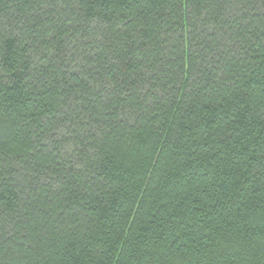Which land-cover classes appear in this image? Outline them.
<instances>
[{
    "label": "trees",
    "instance_id": "obj_1",
    "mask_svg": "<svg viewBox=\"0 0 264 264\" xmlns=\"http://www.w3.org/2000/svg\"><path fill=\"white\" fill-rule=\"evenodd\" d=\"M0 264H264V0H0Z\"/></svg>",
    "mask_w": 264,
    "mask_h": 264
}]
</instances>
